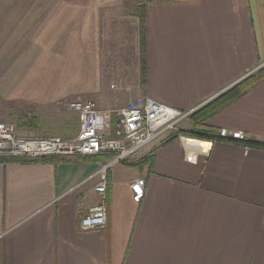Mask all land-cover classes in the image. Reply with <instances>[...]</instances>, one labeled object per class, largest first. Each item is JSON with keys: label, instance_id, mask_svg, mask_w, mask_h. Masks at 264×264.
<instances>
[{"label": "crops", "instance_id": "1", "mask_svg": "<svg viewBox=\"0 0 264 264\" xmlns=\"http://www.w3.org/2000/svg\"><path fill=\"white\" fill-rule=\"evenodd\" d=\"M138 1L132 11L124 0L93 1L80 26L69 17L77 41L64 71L79 87L61 93L110 109L144 95L199 114L264 67V0H142V82ZM205 123L247 140L163 142L170 133L115 165L102 229L79 221L101 202L93 175L111 154L0 161V264H264V147L251 145L264 144V79ZM182 127L194 129L193 119ZM78 130L79 121L67 136ZM140 177L145 196L136 202L130 185Z\"/></svg>", "mask_w": 264, "mask_h": 264}, {"label": "rangeland", "instance_id": "2", "mask_svg": "<svg viewBox=\"0 0 264 264\" xmlns=\"http://www.w3.org/2000/svg\"><path fill=\"white\" fill-rule=\"evenodd\" d=\"M93 1L100 0H0V121L15 123L21 135L68 137L78 125L69 103L89 98L77 90L61 93L59 86L79 87L75 78V84L66 81L68 59L75 53L67 22L71 17L83 25L84 6ZM124 2L132 11L134 0ZM30 118H36L37 128L19 126L20 119Z\"/></svg>", "mask_w": 264, "mask_h": 264}, {"label": "built area", "instance_id": "3", "mask_svg": "<svg viewBox=\"0 0 264 264\" xmlns=\"http://www.w3.org/2000/svg\"><path fill=\"white\" fill-rule=\"evenodd\" d=\"M69 107L78 116V133L71 137L24 136L13 122L0 121V157L41 158L49 156L111 154L93 175L98 179L95 190L101 196L100 204L93 207L80 221L81 230L102 229L108 222L106 193L109 170L133 158L137 153L170 133H179L183 141L182 124L194 112L183 111L159 102L150 96L138 95L126 106L101 108L91 100L76 99ZM219 138L228 141H246L241 131L223 128ZM202 142L208 140L201 139ZM202 153V152H201ZM197 153H187L194 160ZM133 200L140 202L145 196L146 179L137 178L131 185Z\"/></svg>", "mask_w": 264, "mask_h": 264}, {"label": "trees", "instance_id": "4", "mask_svg": "<svg viewBox=\"0 0 264 264\" xmlns=\"http://www.w3.org/2000/svg\"><path fill=\"white\" fill-rule=\"evenodd\" d=\"M139 3L136 6L135 13L139 17L140 20V32H141V74H142V82L145 81V10L142 5V0L138 1ZM264 79V67L257 70V72L248 75L234 86L229 88L227 91L217 96L214 100H212L206 107L203 109L201 113L198 114L195 111L190 117L193 119L195 127L192 130L183 131V134H186L188 137H195L204 140H211L219 138V135L215 132L213 128H210L205 122L208 118H210L214 113H216L223 106L231 103L232 101L242 97L249 90L254 88ZM38 121L36 118H30L27 120L20 119L19 126L23 128H37ZM179 137V133L170 134L167 136L163 142H166L170 139H174ZM251 145H258L264 147L262 143H251ZM46 157L41 158H19L14 156H3L0 157V161H20V162H35L39 160H44Z\"/></svg>", "mask_w": 264, "mask_h": 264}]
</instances>
